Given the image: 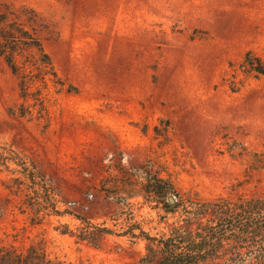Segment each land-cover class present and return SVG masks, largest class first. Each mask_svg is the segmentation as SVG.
<instances>
[{
    "label": "rangeland",
    "instance_id": "rangeland-1",
    "mask_svg": "<svg viewBox=\"0 0 264 264\" xmlns=\"http://www.w3.org/2000/svg\"><path fill=\"white\" fill-rule=\"evenodd\" d=\"M0 1L49 23L44 48L64 82L38 113L0 58V246L137 263L146 242L125 233L173 225L147 185L226 196L242 154L264 159V76L239 69L249 51L264 59V0ZM101 228L112 233L78 238Z\"/></svg>",
    "mask_w": 264,
    "mask_h": 264
},
{
    "label": "trees",
    "instance_id": "trees-1",
    "mask_svg": "<svg viewBox=\"0 0 264 264\" xmlns=\"http://www.w3.org/2000/svg\"><path fill=\"white\" fill-rule=\"evenodd\" d=\"M53 34L49 23L35 9L0 1V58L16 78L20 97L31 99L33 107L39 106L38 113L43 111L49 85L57 92L64 88L43 44ZM239 69L246 76L262 77L264 59L249 51ZM67 90L75 88L69 86ZM11 113L24 116L32 112ZM241 157L245 162L243 175L230 185L226 196L205 199L194 191L180 193L163 178L147 185L148 193L162 204L163 218L171 215L173 225L159 237L143 232L137 235L133 229L126 232L130 238L142 236L146 242L144 255L133 264H264V189L258 190L264 159L256 152ZM169 198L172 202L167 201ZM74 217L92 228L87 219ZM102 233L112 231L86 230L78 238L93 242ZM0 264L71 263L51 259L44 244L37 242L24 249L0 246Z\"/></svg>",
    "mask_w": 264,
    "mask_h": 264
},
{
    "label": "water",
    "instance_id": "water-1",
    "mask_svg": "<svg viewBox=\"0 0 264 264\" xmlns=\"http://www.w3.org/2000/svg\"><path fill=\"white\" fill-rule=\"evenodd\" d=\"M169 201L172 202V199H170Z\"/></svg>",
    "mask_w": 264,
    "mask_h": 264
}]
</instances>
